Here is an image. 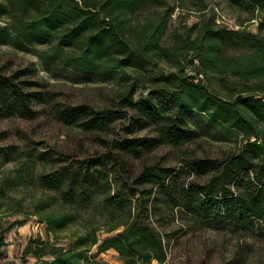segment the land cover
<instances>
[{
    "label": "trees",
    "instance_id": "obj_1",
    "mask_svg": "<svg viewBox=\"0 0 264 264\" xmlns=\"http://www.w3.org/2000/svg\"><path fill=\"white\" fill-rule=\"evenodd\" d=\"M224 1L246 13L244 22L254 21L255 31L204 18L164 46L168 14L156 12L161 0H0V45L43 48L35 54L52 73L116 81L110 107L66 105L56 112L58 121L102 133L124 120L126 134H155L111 139L105 153L65 158L42 172L41 186L54 195L35 201L29 214L46 225L52 241L29 238L22 264L28 258L32 264H108L97 258L109 250L121 264H165L164 234L152 224L161 205L193 227L264 239V0ZM147 9L156 16L138 24ZM32 74H0V119L35 118L39 83L20 79ZM199 140L227 150L183 159L177 169L147 161L137 173L130 169L157 148L181 150ZM17 152L0 148V163ZM51 161L47 152L29 153L17 178ZM93 214L101 226L87 223L96 220ZM71 227L69 241L59 243L57 234ZM101 230L109 235L99 238ZM4 239L0 232V250Z\"/></svg>",
    "mask_w": 264,
    "mask_h": 264
},
{
    "label": "rangeland",
    "instance_id": "obj_2",
    "mask_svg": "<svg viewBox=\"0 0 264 264\" xmlns=\"http://www.w3.org/2000/svg\"><path fill=\"white\" fill-rule=\"evenodd\" d=\"M161 1L165 4L157 7L156 12L168 14L162 41L164 46L171 44L176 34L185 33L188 27L204 18L214 17L215 24L229 29L243 28L255 31L254 21L244 22L247 14L229 8L224 0ZM156 12L154 9L140 12L136 22L142 24L147 19L151 20L156 16ZM240 22L242 26H239ZM43 50L37 48L35 52H20L0 45V74L9 76L18 70L33 69L34 75L20 79L38 82L39 85L34 87V90L42 97L33 106L37 112L34 119H0V148L12 146L18 149L16 156L0 163V232L4 233L5 238L0 250L3 253L0 255V264H22V252L29 238L41 237L52 241V236L45 234L46 225L39 223L37 217L29 214L35 201L53 194L41 186L39 175L42 172H49L64 165L65 158L70 161L105 153L111 139L155 135L152 131L126 134L123 127L128 123L124 120L116 122L102 133H90L58 121L56 112L66 105L86 104L97 110L110 107L117 92L116 81H87L73 74L49 72L44 69L42 61L35 54ZM138 94L139 92L135 95ZM225 150L227 146L224 144L218 145L206 140L196 141L181 150L164 146L144 155L140 160L130 162V169L137 173L146 161L177 169L181 167L183 159L195 156L215 157ZM37 152H47L52 161L45 164L37 162L31 166L32 170L21 171V178H17L26 155ZM192 178L190 176L187 181ZM86 215L85 213L83 216ZM93 215L96 220L90 217L87 223L92 222L95 227L101 226L99 216ZM171 216L169 208L161 205V210H157L156 216L152 217V224L164 234L165 264H264V239L258 238L254 233L213 232L205 230L204 227H193V223L187 218L175 220ZM74 229L71 227L58 233L59 243L66 244ZM106 235L109 234L104 230L98 232L99 238ZM94 251L95 248L91 253ZM97 259L108 264H121L113 250L99 254ZM33 262L34 259H27V264ZM151 264L159 263L153 261Z\"/></svg>",
    "mask_w": 264,
    "mask_h": 264
}]
</instances>
